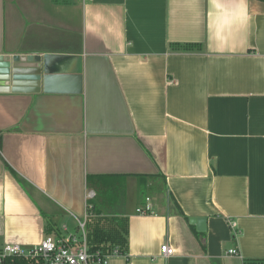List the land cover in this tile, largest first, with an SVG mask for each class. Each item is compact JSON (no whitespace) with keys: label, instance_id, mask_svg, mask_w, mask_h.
<instances>
[{"label":"crops","instance_id":"1","mask_svg":"<svg viewBox=\"0 0 264 264\" xmlns=\"http://www.w3.org/2000/svg\"><path fill=\"white\" fill-rule=\"evenodd\" d=\"M0 54L83 75L81 94L0 93V253L89 204L128 226L109 264L264 259V0H0Z\"/></svg>","mask_w":264,"mask_h":264},{"label":"water","instance_id":"2","mask_svg":"<svg viewBox=\"0 0 264 264\" xmlns=\"http://www.w3.org/2000/svg\"><path fill=\"white\" fill-rule=\"evenodd\" d=\"M75 59L55 54H0V93L81 94L83 75L70 68Z\"/></svg>","mask_w":264,"mask_h":264},{"label":"built area","instance_id":"3","mask_svg":"<svg viewBox=\"0 0 264 264\" xmlns=\"http://www.w3.org/2000/svg\"><path fill=\"white\" fill-rule=\"evenodd\" d=\"M94 197L95 193L92 192L88 195L87 200L91 201ZM91 210L92 207L87 204L84 219L78 221L79 234L69 233L67 227H63V235H47L39 245L30 249L19 245H7L0 253V264H3L6 257L11 256L39 259L42 264H109L112 257L120 254L117 249L106 251L96 248L92 244L87 231ZM146 210L149 211L150 207H147ZM138 212L144 211L139 209ZM229 225L234 230L237 228L235 222H230ZM162 254L164 257H171L175 254V250L169 245H164ZM229 255L237 256L238 253L231 250Z\"/></svg>","mask_w":264,"mask_h":264},{"label":"trees","instance_id":"4","mask_svg":"<svg viewBox=\"0 0 264 264\" xmlns=\"http://www.w3.org/2000/svg\"><path fill=\"white\" fill-rule=\"evenodd\" d=\"M201 48L200 45L185 44V45H173V49L183 52L195 51ZM92 244L96 248H102L106 251L111 249H117L120 255L126 254L128 247V226L126 223L120 221L112 222H97L93 234L89 235ZM3 264H42V261L35 258H24L11 256L6 257ZM244 264H264V259L246 260Z\"/></svg>","mask_w":264,"mask_h":264},{"label":"rangeland","instance_id":"5","mask_svg":"<svg viewBox=\"0 0 264 264\" xmlns=\"http://www.w3.org/2000/svg\"><path fill=\"white\" fill-rule=\"evenodd\" d=\"M112 193H114V192H107L106 194H110V195H112ZM104 198H107V197H105L104 196ZM97 222H98V220H91L89 223H88V226H87V231H88V233H89V235L91 234H93V230H95V228H96V226H97ZM68 225H69V228H70V231H69V233H73V234H79V229H78V222L76 221H74V220H69L68 221Z\"/></svg>","mask_w":264,"mask_h":264}]
</instances>
